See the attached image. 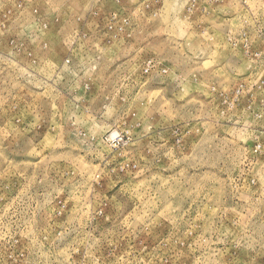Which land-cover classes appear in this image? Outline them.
<instances>
[{
	"label": "rangeland",
	"instance_id": "obj_1",
	"mask_svg": "<svg viewBox=\"0 0 264 264\" xmlns=\"http://www.w3.org/2000/svg\"><path fill=\"white\" fill-rule=\"evenodd\" d=\"M0 264H264V0H0Z\"/></svg>",
	"mask_w": 264,
	"mask_h": 264
}]
</instances>
